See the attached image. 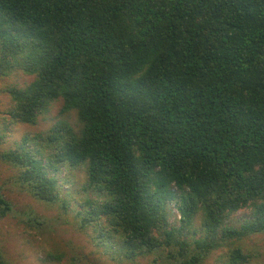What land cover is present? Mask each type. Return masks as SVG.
I'll list each match as a JSON object with an SVG mask.
<instances>
[{
	"label": "trees",
	"instance_id": "16d2710c",
	"mask_svg": "<svg viewBox=\"0 0 264 264\" xmlns=\"http://www.w3.org/2000/svg\"><path fill=\"white\" fill-rule=\"evenodd\" d=\"M16 70L35 80L5 90L11 123L60 100L81 125L0 155L32 196L78 206L126 258L204 264L232 246L227 264H248L235 244L264 234V0H0V79Z\"/></svg>",
	"mask_w": 264,
	"mask_h": 264
},
{
	"label": "rangeland",
	"instance_id": "374dc122",
	"mask_svg": "<svg viewBox=\"0 0 264 264\" xmlns=\"http://www.w3.org/2000/svg\"><path fill=\"white\" fill-rule=\"evenodd\" d=\"M34 80V76L21 70L0 79V155L15 148L26 135L46 132L59 121L69 122L76 131L81 128L76 111L61 115L60 100L40 115L35 126L9 121L13 102L5 90L15 85L27 87ZM17 175V171L0 156V192L13 206L12 213L0 217V253L8 264H176L167 261L165 254L160 258L158 253L126 258L118 238L101 240L94 229H81L76 217L78 206L66 214L59 205L39 201L18 183ZM72 179L81 183L84 171L79 169ZM175 213L177 217L173 221L177 223L180 216ZM250 213V210L236 213L229 220V226L240 227L250 218ZM32 216L41 224L30 223ZM196 226L199 227L200 223L197 222ZM235 245L250 254L248 264H264V234L247 237ZM231 247L217 250L204 264H227Z\"/></svg>",
	"mask_w": 264,
	"mask_h": 264
}]
</instances>
